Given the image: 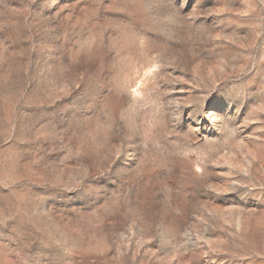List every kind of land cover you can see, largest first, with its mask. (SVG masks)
<instances>
[{"label":"rangeland","instance_id":"374dc122","mask_svg":"<svg viewBox=\"0 0 264 264\" xmlns=\"http://www.w3.org/2000/svg\"><path fill=\"white\" fill-rule=\"evenodd\" d=\"M0 264H264V0H0Z\"/></svg>","mask_w":264,"mask_h":264}]
</instances>
